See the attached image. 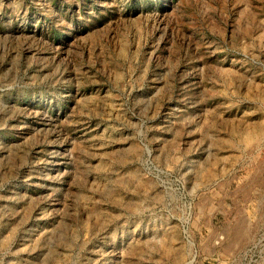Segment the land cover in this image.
I'll use <instances>...</instances> for the list:
<instances>
[{"label":"rangeland","instance_id":"1","mask_svg":"<svg viewBox=\"0 0 264 264\" xmlns=\"http://www.w3.org/2000/svg\"><path fill=\"white\" fill-rule=\"evenodd\" d=\"M0 264H264V0H0Z\"/></svg>","mask_w":264,"mask_h":264}]
</instances>
